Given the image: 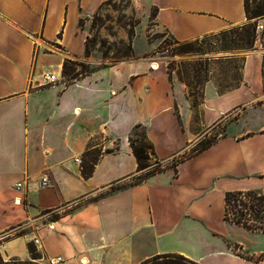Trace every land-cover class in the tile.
<instances>
[{
    "label": "crops",
    "instance_id": "0c3cea01",
    "mask_svg": "<svg viewBox=\"0 0 264 264\" xmlns=\"http://www.w3.org/2000/svg\"><path fill=\"white\" fill-rule=\"evenodd\" d=\"M105 1L0 0V256L28 258L37 236L45 264L56 255L65 264H141L167 253L264 264L260 234L224 219L227 191H264L261 38L244 54L238 87L219 92L211 75L204 82L196 122L185 83L164 60L151 69L148 53L62 79L66 60L85 57L80 19ZM133 1L178 41L249 21L244 0ZM253 21L263 32L264 17ZM137 125L167 166L114 190L138 174L129 141ZM209 128L220 130L216 140L178 159ZM94 148L85 178L75 158ZM17 227L33 229L11 236Z\"/></svg>",
    "mask_w": 264,
    "mask_h": 264
},
{
    "label": "rangeland",
    "instance_id": "374dc122",
    "mask_svg": "<svg viewBox=\"0 0 264 264\" xmlns=\"http://www.w3.org/2000/svg\"><path fill=\"white\" fill-rule=\"evenodd\" d=\"M247 1L251 8L254 4L253 0ZM153 12L152 10L148 15L144 5L133 0H106L93 13L79 21V28L87 38L90 55L81 60L76 58L70 60L84 63V70L99 68L105 63L117 59H129L136 56V53H148L150 55L149 61H166L170 76H178L186 85L189 99L195 100L202 96L205 77L211 75L215 85H217V83H229L234 79L232 78L233 75H239L240 69L238 67L244 58V54L254 47V43L251 48L245 47L250 36L241 29L242 27L237 26L227 28L226 32L178 41L164 27L154 23L152 20ZM250 19V22H253L255 18ZM256 28L257 25H255V34ZM260 38L264 44L263 32H261ZM231 57L240 61H234ZM235 65L237 68H234ZM76 69L81 70V65H77ZM68 78L70 77L62 75L64 81ZM193 119L196 122L199 121V109H194ZM219 131V129L209 128L207 135L180 153L178 159L194 153L201 146H198L200 141H203L202 144H206L216 140ZM133 139L136 144L143 143L142 128L135 129ZM146 152L148 153L146 160L148 166L142 169V173L160 168L150 151L146 149ZM49 215L51 218L52 214ZM253 217L254 215L250 216V218ZM30 229L17 227L11 231V236H20L25 232H31L33 228L30 227ZM256 232L260 234L257 238L260 240L261 246L264 247V232ZM29 242L33 244L34 251L30 252L28 248V258L21 259L20 256H17L8 257L4 260L0 257V264H45L44 255L33 243V239ZM16 252L20 253L21 250L17 248ZM184 258H180L177 254H159L148 258L141 264H198L186 257Z\"/></svg>",
    "mask_w": 264,
    "mask_h": 264
},
{
    "label": "trees",
    "instance_id": "16d2710c",
    "mask_svg": "<svg viewBox=\"0 0 264 264\" xmlns=\"http://www.w3.org/2000/svg\"><path fill=\"white\" fill-rule=\"evenodd\" d=\"M253 5L250 8L248 1L244 0V7L246 16L248 18V22L246 24L237 26L242 27L241 29L244 30V32H247L250 36V40L247 41V44L245 47L251 48L253 47V43L256 39L255 34V25L256 21L250 22V18H262L264 17V0H253ZM154 15V12L152 13V16ZM227 30H222L218 33L226 32ZM264 35V31H263ZM243 40V38H242ZM264 45V44H263ZM243 48V47H240ZM130 49V48H129ZM131 51V49H130ZM89 48L87 45V38L85 40V51L84 56H89ZM234 61H240L236 60L237 58H232ZM243 60L240 62V66L238 67L240 69L239 75H233L229 83H217L216 87L219 92H225L227 90H230L232 88L238 87L242 82V74L241 69L243 66ZM81 65V70H77L76 66ZM84 63L77 62L75 60H66L62 65V75L64 77H70L66 80V83H70L74 81L76 78H78L81 75L87 74L89 72L94 71L96 68H90V69H84ZM234 68H237L235 65ZM169 75L170 70L168 69ZM171 77V76H170ZM205 81L208 80L209 76L205 77ZM204 81V82H205ZM191 96L193 94L191 93ZM202 100V96L200 98H197L195 100H190L191 107L193 109L198 110V106ZM139 125L134 127L130 133L129 141L130 146L132 149V152L137 160V170L138 174L133 175L130 182L125 184H114L112 185V189H119L122 186L126 184L130 185H136L142 182L144 179L150 177L151 175L155 174L156 172L161 171L164 169L167 165L163 166L161 165V161L156 156V153L154 151L153 144L146 138L145 133L143 131V143L136 144L135 140L133 139V133L136 128H138ZM203 141H200L199 146L194 153L200 152L206 148H208L213 141L208 142L206 144H202ZM146 149L150 151V153L155 157L157 164L160 166V168L153 169V170H147L145 172H141L142 169L146 168L148 166L146 160L148 159V153L146 152ZM100 155V152L98 149H89L85 151L82 155L81 160V174L83 177L87 178L92 174L94 164L97 162L98 157ZM172 166H175V161L172 162ZM50 212V210H44L43 213ZM251 215H254L253 218H250ZM58 217V214L52 213V217L50 220H55ZM224 219L226 221L235 223L237 225H240L246 229L253 230V231H261L264 232V192L258 191V190H234V191H227L225 194V210H224ZM28 248L30 252L34 251V246L31 242H28ZM172 254V253H167ZM159 255V254H158ZM180 258L185 259L182 255L177 254ZM157 256V255H156ZM1 257V256H0Z\"/></svg>",
    "mask_w": 264,
    "mask_h": 264
},
{
    "label": "built area",
    "instance_id": "2783aa9c",
    "mask_svg": "<svg viewBox=\"0 0 264 264\" xmlns=\"http://www.w3.org/2000/svg\"><path fill=\"white\" fill-rule=\"evenodd\" d=\"M256 25H257V24H256ZM260 35H261V28H260L259 25H257V28H256V39H258V38L260 37ZM256 39H255V40H256ZM262 51H263V52H262V55H263V57H264V45H263ZM150 67H151V69L154 70V68H153V66H152V62L150 63ZM43 77H44V79H45L46 81H48V82H53V81L56 80V77H55V75H54L53 73H45V74H43ZM75 161L81 163L80 158H75ZM49 182H50V178H49L48 175H44V176H42L41 179H40V183H41L42 186H46V185H48ZM20 186H21V183H18V184H17V188H19ZM33 243H34L37 247L40 246V241H39V238H38L37 236H35V237L33 238ZM65 263H66V259H65V258H63V257L60 256V255H56V256H54V257L49 258L47 264H65Z\"/></svg>",
    "mask_w": 264,
    "mask_h": 264
},
{
    "label": "bare ground",
    "instance_id": "6f19581e",
    "mask_svg": "<svg viewBox=\"0 0 264 264\" xmlns=\"http://www.w3.org/2000/svg\"><path fill=\"white\" fill-rule=\"evenodd\" d=\"M152 66L154 69L158 70L160 68V65L156 62V61H153L152 62Z\"/></svg>",
    "mask_w": 264,
    "mask_h": 264
}]
</instances>
